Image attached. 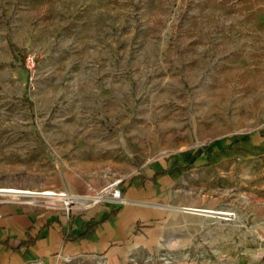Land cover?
Returning a JSON list of instances; mask_svg holds the SVG:
<instances>
[{"label": "rangeland", "instance_id": "374dc122", "mask_svg": "<svg viewBox=\"0 0 264 264\" xmlns=\"http://www.w3.org/2000/svg\"><path fill=\"white\" fill-rule=\"evenodd\" d=\"M11 3L8 24L39 25L51 47L17 50L24 81L0 87V187L97 196L121 179L122 194L124 180L178 162L183 199L231 214L169 212L143 226L129 264H264V0ZM226 140L252 158L195 163Z\"/></svg>", "mask_w": 264, "mask_h": 264}, {"label": "crops", "instance_id": "0c3cea01", "mask_svg": "<svg viewBox=\"0 0 264 264\" xmlns=\"http://www.w3.org/2000/svg\"><path fill=\"white\" fill-rule=\"evenodd\" d=\"M7 2L0 0V4ZM13 13L12 5L4 14L0 10V87L4 90L25 78L14 66L17 50L30 46L43 55L51 47L44 43L48 32L39 25L10 26ZM257 144L264 149V137ZM214 147L217 152L204 150L196 155L195 163H206L211 155L213 160L231 157V166L236 160L252 158L240 150L249 149L241 141H220ZM156 172L159 174L151 180ZM188 173L178 162L160 163L150 174H136L123 181L125 201L117 205L115 214H111V206H94L87 215L72 220L0 194V264H129L136 246L148 236L144 225H159L169 212L202 210L200 200L183 199ZM89 225H94L93 229H87ZM28 239L33 241L27 244Z\"/></svg>", "mask_w": 264, "mask_h": 264}, {"label": "built area", "instance_id": "2783aa9c", "mask_svg": "<svg viewBox=\"0 0 264 264\" xmlns=\"http://www.w3.org/2000/svg\"><path fill=\"white\" fill-rule=\"evenodd\" d=\"M35 53L33 51L27 50L23 58V64L26 73L30 74L29 80L34 73L35 68ZM121 179H117L114 183H109L102 190L101 194L97 196L82 195L65 190H52L46 189L43 194H38V192L27 189L28 193L18 194L17 199H20L26 204L36 206L42 210L50 211L58 216H65L68 220H72L76 212L88 213V211L93 208L96 203L100 200L104 194H107V200L114 204H123L124 198L121 194V187L119 183ZM22 189V188H18Z\"/></svg>", "mask_w": 264, "mask_h": 264}, {"label": "bare ground", "instance_id": "6f19581e", "mask_svg": "<svg viewBox=\"0 0 264 264\" xmlns=\"http://www.w3.org/2000/svg\"><path fill=\"white\" fill-rule=\"evenodd\" d=\"M24 193H28V190L27 189H18L15 187H0V194H7V195L15 196V198H17L18 194H24ZM43 193H44V191L38 192V194H40V195ZM201 211L206 216L219 217V218L220 217L223 218V215H230L231 214L230 212H226L223 210L202 209Z\"/></svg>", "mask_w": 264, "mask_h": 264}, {"label": "trees", "instance_id": "16d2710c", "mask_svg": "<svg viewBox=\"0 0 264 264\" xmlns=\"http://www.w3.org/2000/svg\"><path fill=\"white\" fill-rule=\"evenodd\" d=\"M158 174H159V172H156L155 175H158ZM155 175L152 176L150 179L153 180V179L155 178ZM117 210H118V208H114V209L111 211V214H115V213L117 212ZM93 227H94V225H89V226L87 227V229H93ZM81 235H82V234H80L79 236H81ZM32 241H33V240L28 239L27 242H26V241H24V242H26L27 244H30ZM24 242H20L19 244H23ZM13 248H15V247H13Z\"/></svg>", "mask_w": 264, "mask_h": 264}, {"label": "water", "instance_id": "95a60500", "mask_svg": "<svg viewBox=\"0 0 264 264\" xmlns=\"http://www.w3.org/2000/svg\"><path fill=\"white\" fill-rule=\"evenodd\" d=\"M190 210V209H189Z\"/></svg>", "mask_w": 264, "mask_h": 264}]
</instances>
